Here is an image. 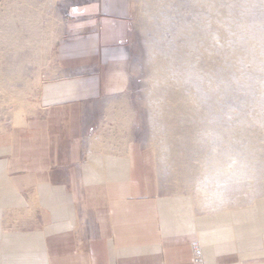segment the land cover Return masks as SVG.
Returning <instances> with one entry per match:
<instances>
[{
  "label": "crops",
  "instance_id": "0c3cea01",
  "mask_svg": "<svg viewBox=\"0 0 264 264\" xmlns=\"http://www.w3.org/2000/svg\"><path fill=\"white\" fill-rule=\"evenodd\" d=\"M62 2L55 74L32 114L0 125V264H192L195 241L204 264H264V196L209 212L161 182L153 150L85 137L92 100L129 84L132 2Z\"/></svg>",
  "mask_w": 264,
  "mask_h": 264
},
{
  "label": "rangeland",
  "instance_id": "374dc122",
  "mask_svg": "<svg viewBox=\"0 0 264 264\" xmlns=\"http://www.w3.org/2000/svg\"><path fill=\"white\" fill-rule=\"evenodd\" d=\"M62 1L0 0V33L6 36L0 38V125H9L17 112L32 114L41 81L55 74ZM131 2V55L122 64L129 84L122 92L92 100L95 127L85 137L95 130L101 147L153 150L161 182L189 191L201 157L196 134L211 109L220 116L218 130L225 141L251 162V181L235 189L224 208L264 196V105L229 92L213 94L207 106L199 105L175 75L192 67L228 77L230 54L221 46L217 23L226 0ZM100 65H82L65 75H100ZM90 114L85 108L86 123Z\"/></svg>",
  "mask_w": 264,
  "mask_h": 264
},
{
  "label": "clouds",
  "instance_id": "9594fccd",
  "mask_svg": "<svg viewBox=\"0 0 264 264\" xmlns=\"http://www.w3.org/2000/svg\"><path fill=\"white\" fill-rule=\"evenodd\" d=\"M218 14L221 46L229 52L232 71L225 79L189 67L176 73L188 94L207 106L213 94L234 93L264 105V0H226ZM220 116L209 109L196 140L201 157L190 178V202L212 212L224 207L230 194L251 181V162L225 141L218 130Z\"/></svg>",
  "mask_w": 264,
  "mask_h": 264
},
{
  "label": "built area",
  "instance_id": "2783aa9c",
  "mask_svg": "<svg viewBox=\"0 0 264 264\" xmlns=\"http://www.w3.org/2000/svg\"><path fill=\"white\" fill-rule=\"evenodd\" d=\"M192 264H204L202 247L199 242L195 241L191 245Z\"/></svg>",
  "mask_w": 264,
  "mask_h": 264
},
{
  "label": "bare ground",
  "instance_id": "6f19581e",
  "mask_svg": "<svg viewBox=\"0 0 264 264\" xmlns=\"http://www.w3.org/2000/svg\"><path fill=\"white\" fill-rule=\"evenodd\" d=\"M203 258H204V256H203Z\"/></svg>",
  "mask_w": 264,
  "mask_h": 264
}]
</instances>
